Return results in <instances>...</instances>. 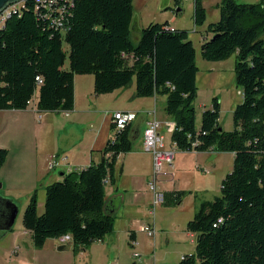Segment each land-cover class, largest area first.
Returning <instances> with one entry per match:
<instances>
[{
	"label": "trees",
	"instance_id": "16d2710c",
	"mask_svg": "<svg viewBox=\"0 0 264 264\" xmlns=\"http://www.w3.org/2000/svg\"><path fill=\"white\" fill-rule=\"evenodd\" d=\"M49 1L26 0L0 28V110H24L34 99L40 112L72 110L74 76L85 74L93 76L95 95L134 81L136 97L166 96L164 110L174 121L171 141L177 150L233 153L220 195L199 202L186 223L195 247L178 264H264V0H222L219 19L207 24L200 44L203 60L234 56L242 101L232 112L231 130L219 122L218 97L202 111L196 126L198 67L187 30L150 23L134 45L132 0ZM180 2L174 0L176 6ZM192 5L193 24L201 27L206 21L203 0H192ZM128 126L114 132L98 163L45 187L41 214L35 195L29 198L22 226L34 247L69 234L74 250L86 248L113 231L105 180L113 181L118 155L131 151ZM6 156L0 149V167ZM183 195L164 194L166 202H178Z\"/></svg>",
	"mask_w": 264,
	"mask_h": 264
},
{
	"label": "crops",
	"instance_id": "0c3cea01",
	"mask_svg": "<svg viewBox=\"0 0 264 264\" xmlns=\"http://www.w3.org/2000/svg\"><path fill=\"white\" fill-rule=\"evenodd\" d=\"M170 1L160 0L159 5V0H132L131 24L134 22L139 32L150 23L164 22L170 29L188 31L178 22L181 12L178 5L172 13L157 12L167 10ZM193 31L196 32L195 26ZM139 36L140 33L137 41ZM196 56L195 49V61ZM198 73L199 68L196 81ZM73 85L72 110L40 112L35 106L36 99L24 110H0V149L7 151L0 167V198L11 200L21 210L35 195L37 212L41 214L46 186L101 160L105 144L116 132L112 129L111 114L134 112L136 118L128 126L131 151L118 155L113 181L105 180L104 200L113 211L114 229L102 240L74 250L71 242L60 244L57 238L47 239L41 248H36L31 234L23 226L16 229L13 225L10 231L0 230V264H98L100 260L103 264H113L121 241L126 246L131 243L132 249L138 248L147 238L154 244L157 232L173 241L176 228L181 234L192 235L195 247V236L186 231V223L193 217L199 202L211 200L220 191L218 184L225 172L221 166L224 161L226 165L233 164V153L176 149L172 164L163 166L164 174L170 173V177L164 178L168 182L162 178L157 186L166 195L175 191H183L184 195L178 202L165 200L154 204L147 185L152 157L143 149L142 132L148 120L156 119L160 122L165 148L172 146L174 121L164 110L166 96L136 97L134 81L125 88L95 95L93 76L89 74L75 75ZM52 161L56 166L50 168ZM142 226L152 228L153 235L140 231Z\"/></svg>",
	"mask_w": 264,
	"mask_h": 264
},
{
	"label": "rangeland",
	"instance_id": "374dc122",
	"mask_svg": "<svg viewBox=\"0 0 264 264\" xmlns=\"http://www.w3.org/2000/svg\"><path fill=\"white\" fill-rule=\"evenodd\" d=\"M222 0H203V6L206 10V21L201 27H195L196 32L193 31V5L192 0H181L178 7H180L181 12L178 16V22L188 29L190 39L193 42V46L196 49V65L199 68V73L197 76L196 86L197 94L194 101V109L196 115V125H200V116L204 109L211 106V100L214 97H218L220 102V112H219V122L223 129H232V112L237 104L242 101L240 90L235 85L234 79V56L223 60V61H206L203 60L200 55V44L202 42L201 36L205 35V29L207 24L216 22L219 19V10L217 8V3ZM238 3H256L260 0H235ZM160 5V0H159ZM176 6L173 0L170 1L169 8L164 11H157L160 14L165 12L172 13L175 11ZM161 17V16H158ZM164 21V20H162ZM139 30L134 26V22L130 25V39L135 45L137 43L136 37L139 34ZM65 51H68L67 45L64 44ZM64 69H68V60L64 64ZM223 163V162H222ZM224 169V177L232 169V163L229 165L225 164L221 166V170ZM166 173V172H165ZM168 173V172H167ZM161 174L159 177L160 184L162 180L166 177H170V173ZM163 178V179H162ZM164 179L163 181H166ZM168 182V180L166 181ZM220 183L218 187L220 189ZM158 188L160 186H157ZM220 192L218 190L217 194H214L211 200L215 196H219ZM25 208H18L17 206V216L14 222V227L16 229L22 226V215ZM176 230V235L173 236V241H168L164 235L156 233L154 244H150L148 240L145 239L139 243V247L131 248V243L128 246L125 245L123 241L119 243L118 248V258L114 260L113 264H177L179 259L183 254L191 253L193 251V236L187 234H181L179 229ZM175 239V240H174ZM168 241V242H167ZM98 264H103L100 260Z\"/></svg>",
	"mask_w": 264,
	"mask_h": 264
},
{
	"label": "built area",
	"instance_id": "2783aa9c",
	"mask_svg": "<svg viewBox=\"0 0 264 264\" xmlns=\"http://www.w3.org/2000/svg\"><path fill=\"white\" fill-rule=\"evenodd\" d=\"M10 4L0 13V28L4 25L5 21L13 14H17L24 7V2ZM44 0H36V2L42 3ZM55 0H50L48 5H52ZM52 22L54 19L51 20ZM59 25V21L55 22ZM39 80V79H38ZM112 122L114 124L115 131L124 130L131 122L136 118L134 112L115 111L111 114ZM143 149L149 153L152 157V172L148 180V189L154 196V204H162L165 201V196L162 191L157 187L158 178L163 174L164 164L171 165L176 153V146L173 143L171 147L165 148L164 137L160 132V122L156 119H150L145 123L142 132ZM56 166V162L50 163V168ZM140 231L145 232L147 235L152 236L153 230L149 226H142ZM60 244H66L72 241L69 234L62 235L57 238Z\"/></svg>",
	"mask_w": 264,
	"mask_h": 264
},
{
	"label": "water",
	"instance_id": "95a60500",
	"mask_svg": "<svg viewBox=\"0 0 264 264\" xmlns=\"http://www.w3.org/2000/svg\"><path fill=\"white\" fill-rule=\"evenodd\" d=\"M21 0H0V13L10 4L20 2ZM17 205L9 199L0 198V230L10 231L14 225L17 216ZM61 249V248H60Z\"/></svg>",
	"mask_w": 264,
	"mask_h": 264
}]
</instances>
